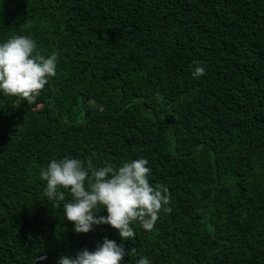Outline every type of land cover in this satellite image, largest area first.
<instances>
[{
	"label": "trees",
	"instance_id": "obj_1",
	"mask_svg": "<svg viewBox=\"0 0 264 264\" xmlns=\"http://www.w3.org/2000/svg\"><path fill=\"white\" fill-rule=\"evenodd\" d=\"M12 33L57 65L34 101L0 95V264L119 242L107 224L74 232L44 197L39 169L65 155L143 156L167 188L121 264L132 249L150 264H264V0H0V39Z\"/></svg>",
	"mask_w": 264,
	"mask_h": 264
},
{
	"label": "clouds",
	"instance_id": "obj_2",
	"mask_svg": "<svg viewBox=\"0 0 264 264\" xmlns=\"http://www.w3.org/2000/svg\"><path fill=\"white\" fill-rule=\"evenodd\" d=\"M57 53L42 54L30 35L12 33L0 39V95H9L31 102L39 95L48 78L56 74ZM190 75L199 79L206 72L199 60L189 64ZM147 158L121 161L114 165L105 161L102 166L77 156L65 155L49 159L39 169L43 181L42 192L49 201L63 202V219L71 222L76 233L89 232L94 226L107 224L115 229L119 242L101 237L92 250L82 247L74 253H61L55 264H121L128 255L124 240L135 237L133 224L151 231L162 205L167 204L168 191L164 185L149 183L150 168ZM66 189L69 198L65 199ZM103 210L104 214H99ZM167 210V208H165ZM134 264H150L139 255ZM47 253L33 255L31 264L45 261Z\"/></svg>",
	"mask_w": 264,
	"mask_h": 264
}]
</instances>
